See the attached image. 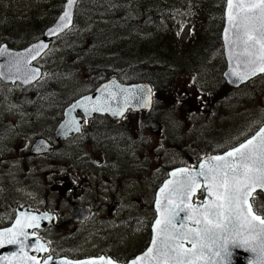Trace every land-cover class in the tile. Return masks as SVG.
Returning a JSON list of instances; mask_svg holds the SVG:
<instances>
[{
    "label": "rangeland",
    "instance_id": "374dc122",
    "mask_svg": "<svg viewBox=\"0 0 264 264\" xmlns=\"http://www.w3.org/2000/svg\"><path fill=\"white\" fill-rule=\"evenodd\" d=\"M65 1L0 0V46L24 48L40 39ZM87 1L79 0L72 28L36 61L43 71L38 81L23 86L0 78V227L12 222L19 205L58 209L59 222L44 232L56 255L109 254L127 261L151 239L155 194L169 170L232 147L264 124V75L257 91L233 88L223 77V46L211 57L204 52L207 40L218 35L213 29L222 36L224 11L209 8L219 0H114L122 19L117 22L89 16ZM125 14L137 20L135 26H125ZM142 73L162 79L144 81ZM113 76L149 83L152 108L118 122L95 116L61 148L31 153L39 137L54 139L72 99ZM102 143L106 155L95 151ZM97 159L115 163L99 167ZM80 187L86 195H79ZM108 192L113 197L104 198ZM71 205L77 216L89 208L92 217L73 220Z\"/></svg>",
    "mask_w": 264,
    "mask_h": 264
},
{
    "label": "snow or ice",
    "instance_id": "6c2138e0",
    "mask_svg": "<svg viewBox=\"0 0 264 264\" xmlns=\"http://www.w3.org/2000/svg\"><path fill=\"white\" fill-rule=\"evenodd\" d=\"M75 2L67 0V10L49 35L69 27ZM227 9L231 35L226 31L225 38L230 47L239 49L232 56L236 67L241 62L245 67L244 73L234 68V74L243 80L254 75L257 66L264 72V0H227ZM46 47L37 45L28 52L35 59ZM16 67L18 71V65ZM38 75V70L32 72V78ZM24 82L29 81L25 78ZM127 103L126 99L125 105ZM107 110L106 105L91 109ZM113 114L121 113L117 110ZM70 124L76 131L80 130L75 120ZM198 169L173 172L174 179L160 189L163 203L157 200L156 207L163 210L155 221L151 246L132 264H231L233 247L247 248L256 255L255 264H264V216L256 214L264 209H253L256 204L254 193L257 189L264 193V128L226 154L208 158ZM198 191L204 199L193 203ZM181 213L184 214L182 217ZM36 219L35 216L24 217L23 222L17 219L14 228L0 232V246L20 244L22 251L24 245L20 238H27L25 228L38 227L34 223ZM35 250L46 249L44 245H38ZM27 259L39 264L34 256ZM83 264H113V261L101 257L99 261L89 260Z\"/></svg>",
    "mask_w": 264,
    "mask_h": 264
},
{
    "label": "water",
    "instance_id": "95a60500",
    "mask_svg": "<svg viewBox=\"0 0 264 264\" xmlns=\"http://www.w3.org/2000/svg\"><path fill=\"white\" fill-rule=\"evenodd\" d=\"M77 2L78 0H76L71 10L72 12L71 23L68 28L63 29L62 31H59L54 35H49V31L55 28L60 23V17L67 10V7H66L67 0H66L62 13L56 19L54 24L49 26L45 30L44 35L40 40L29 45L28 47L24 49L10 48L8 44L6 43L1 45L0 47V77L2 80H4L7 83H12V84L16 82H22L24 85L25 84L29 85L31 83L36 82L41 77V70L37 67H33L32 63L38 60L43 54H45L49 50L53 39L60 36L61 34L66 32L73 26ZM227 14H228V9H227V0H226V6L224 10V25L222 29V41H223V46H224V56L226 59L227 68L224 71L223 76L229 86L233 88H239L242 85L249 83L254 78L263 75L264 72L259 71V68L257 66L255 69V74L249 75L243 80H241L238 76L234 74L233 72L234 68H236V71L240 73H244L245 67H244L243 62L240 63L239 67H236V61L232 58V56H234V54L238 52L239 49L235 48L234 46L230 47L228 40H226L225 38L226 31H229V34L231 35V30L229 29V25H228ZM37 45H47V47L41 49L39 55H36V58L32 59V54H30L28 50L33 49ZM16 65H18V68H19L18 71H17ZM30 68L32 70H38L39 75L36 78H32L31 76L28 79L29 82L25 83L20 77H23L22 76L23 72H25L27 69H30ZM122 90H126V91H122ZM126 99L128 101L127 105H125ZM152 103H153V90L149 84L147 83L125 84V83L120 82L116 77H113L110 80L102 83L94 92L79 98L78 100L74 101L71 105H69L65 110L64 119L62 120V122L59 124V126L57 127L55 131V135L57 139L67 140L73 135H77L82 132L83 127L85 125V118L89 119V118L94 117L95 115H109L112 119L119 120L123 118L126 112L130 109L133 111L150 110L152 107ZM80 104H83L84 107H74ZM97 105H101V106L106 105L108 106L109 110L91 111V109ZM85 109H88L89 111H86ZM117 110H119L121 114L114 115L113 112ZM78 113H82L83 117H79ZM72 120H75L76 122H78V126L80 129L79 131H76L73 127H71L70 121ZM262 128H264V125L262 126ZM52 149L53 147L48 143L47 140L38 139L36 143L33 145L31 149V153L32 154H43V153L51 152ZM213 156H218V155L208 156L204 158L200 164H202L205 160ZM180 169L199 170L198 168L190 169V168H183V167L174 169L170 172L169 178H167L164 181L160 189H162L165 183H167L169 180L174 179L172 176V173L178 172V170ZM160 189L157 192L156 201L161 200V202L163 203V197L161 195ZM257 191H261V190L257 189ZM156 201L154 204V209L156 211V217L151 226V231H152L151 240L153 239V236H154L153 229H154L155 221L156 219L160 218V212L163 210L162 208L158 209L156 207ZM26 211L27 209H24L22 211L18 210L17 218L15 219L13 225L9 228L15 227L17 219H21L23 222L24 217H31V216L37 217L34 223L38 224V227L25 228V232L27 233V238H23V237L20 238L21 240H23V245H24L22 251H21L20 244L5 243L3 246H0V264H35L34 261H29L27 259V257H31V256L36 257V260L39 261V264H45V261H47V264H66V262L67 264H83L84 261H89V260L99 261V258L101 257L112 260L113 264H132L133 260L142 256L146 252V250L151 246V241H150L145 251L138 254L136 257L132 258L126 263L117 262L112 257H107V256H93V257H88V258H83V259H70L68 257L55 258L53 255H50L49 257L42 260L44 255L46 253H49L50 248H49V244L39 236V233L37 231L42 230L49 226H53L57 219H56V216L52 213L32 212V211L26 212ZM77 215L79 214H76L74 210L72 214V218L75 220H84L88 216L87 213H85L83 216H80V217ZM180 215L182 217L184 214L181 213ZM6 230L7 229H3V230H0V232H5ZM38 245H44V248L46 250L39 251V252L36 251L35 249L37 248ZM186 247H191V245H186ZM231 251H232L231 264H255L256 262V255L245 247H233L231 248ZM201 264H203V262H201Z\"/></svg>",
    "mask_w": 264,
    "mask_h": 264
},
{
    "label": "trees",
    "instance_id": "16d2710c",
    "mask_svg": "<svg viewBox=\"0 0 264 264\" xmlns=\"http://www.w3.org/2000/svg\"><path fill=\"white\" fill-rule=\"evenodd\" d=\"M118 1V0H116ZM114 0H108L107 2H100V0H88L86 2V6L85 8L83 9L84 11H87L88 15L91 16V17H94V18H105L106 21H113V22H117L119 20H122V19H119V16L118 14L115 15L114 11H113V8L112 7H115L114 6ZM117 3H120V2H117ZM116 3V5H117ZM225 3H226V0H219V4L217 6H214L212 4H210V7L211 10H213L215 13H221L224 11V8H225ZM116 16H118V19L116 20ZM125 26H129V27H132V26H135L136 25V19H133L132 16L128 15V14H125ZM220 21L222 22V19H220ZM215 32H218V35L215 37V39L213 37H210L208 40H207V43L206 45L204 46V52L206 54H208L209 57H211L214 53V49L216 48H222V40H221V35H220V32L218 29H213V32L212 33H215ZM211 49V51H210ZM206 50V51H205ZM220 51H222L220 49ZM224 53V51H222ZM142 80L144 81H149L150 78H157L158 80L162 79L161 76L159 75H154V74H150V73H142L141 77ZM260 78L261 77H258L256 78L255 80L249 82L248 84H245L243 85L242 87L244 88H249V87H252L254 86V91H257L258 88H259V85H257L260 81ZM237 90V89H235ZM245 96V94H244ZM225 151L224 150H220L218 152H223Z\"/></svg>",
    "mask_w": 264,
    "mask_h": 264
},
{
    "label": "flooded vegetation",
    "instance_id": "af4514ba",
    "mask_svg": "<svg viewBox=\"0 0 264 264\" xmlns=\"http://www.w3.org/2000/svg\"><path fill=\"white\" fill-rule=\"evenodd\" d=\"M142 112V111H141ZM128 113H132V111H130V112H128ZM137 113H140V112H137ZM125 116L126 115H124L123 116V118L121 119V120H125ZM121 120H118V121H121ZM117 121V122H118ZM259 129V128H258ZM104 137H106V138H104L106 141H109V137H110V135L109 134H107V133H105L104 134ZM78 138V137H77ZM52 142V143H51ZM66 141H61V140H57L55 137H54V139H52V140H50V144L51 145H54L55 146V144H58V147L59 148H61L62 147V145L65 143ZM95 142V144H96V140L94 141ZM92 144H94V143H92ZM103 143H102V146H101V148H99V147H97L96 145H94V147H95V151H101V153H102V155H106V153H105V151H103L102 150V148H103ZM97 161H98V165L97 166H99V167H102V166H105V167H109V166H112L115 162L114 161H112V160H104V161H102V159H100V161L97 159ZM62 165L64 166V167H66V164L64 163V161H62ZM68 167H70L69 165H68ZM39 171V170H38ZM49 171H46V173H48ZM58 172V170H55V172H54V174L55 173H57ZM122 176H125V173L123 172L122 174H121ZM71 176H69V178H70ZM53 180V179H52ZM124 182H125V179H124ZM67 186V188H68V195L71 193V189H74L73 187H71L72 186V181H70V183L69 184H67L66 185ZM53 188H55V187H53ZM66 189V187H64L63 188V190H65ZM59 190H60V188H59ZM79 195H81V196H84V195H86V192H85V189L83 188V187H80L79 189ZM91 193L92 194H95L96 193V191L95 190H93V191H91ZM103 195V197L104 198H106V197H108V198H110V197H113V193H111V192H108V193H103L102 194ZM120 197H123V194H118ZM259 193H257V194H255L254 196H255V199H256V204H255V206L256 207H254V209H255V211H256V209L259 207V208H261V209H264V205L263 206H260V203H259V201H258V197H259ZM199 197H200V195H199ZM200 199H202V197H200ZM118 202H116V203H114V205H116ZM114 205H110L109 206V209L111 210L112 208H113V206ZM118 205H119V203H118ZM72 206V205H71ZM120 206V205H119ZM18 206H16V210L18 209L17 208ZM25 207V206H24ZM90 207V206H89ZM28 208V207H27ZM29 208H31V207H29ZM46 212H51L52 214H54L55 216H57V221L55 222V224L54 225H56L58 222H59V220H60V216H61V213L58 211V209L56 210V212H53V211H51V210H45ZM86 213L88 214V216L82 221V222H85L87 219H90L92 216H91V213H92V210L90 211L89 210V208H86ZM257 214H259V215H261V216H264V211H257ZM16 217V216H15ZM15 217H14V219H15ZM46 230V229H45ZM44 232L45 231H43V233H42V237L43 238H45L43 235H44ZM46 239V238H45ZM50 254L51 255H53V256H55V257H59L60 255H57L56 256V253H55V251H53L52 249H51V252H50ZM47 257V255L46 256H44V258H46ZM110 257V256H109ZM43 258V259H44ZM116 259V258H115ZM118 260V259H117ZM121 260H123V259H121ZM121 260H119V261H121ZM123 261H125V260H123ZM123 261H121V262H123Z\"/></svg>",
    "mask_w": 264,
    "mask_h": 264
},
{
    "label": "bare ground",
    "instance_id": "6f19581e",
    "mask_svg": "<svg viewBox=\"0 0 264 264\" xmlns=\"http://www.w3.org/2000/svg\"><path fill=\"white\" fill-rule=\"evenodd\" d=\"M251 81H253V80H251Z\"/></svg>",
    "mask_w": 264,
    "mask_h": 264
}]
</instances>
